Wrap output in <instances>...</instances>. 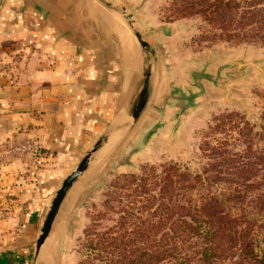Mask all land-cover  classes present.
<instances>
[{
    "label": "rangeland",
    "instance_id": "374dc122",
    "mask_svg": "<svg viewBox=\"0 0 264 264\" xmlns=\"http://www.w3.org/2000/svg\"><path fill=\"white\" fill-rule=\"evenodd\" d=\"M114 4L127 7L135 27L155 50L152 84L159 72L162 79L149 98L152 108L144 126L147 130L153 124V131L142 150L135 152L139 142H132L79 178L36 257L35 238L49 201H43L44 195H30L32 190L24 187L32 172L27 163L21 168L0 167V264H89L85 229L94 220L100 226L111 224L110 208L116 203L109 198L116 180L139 174L145 166L169 162L191 172L200 170L205 161L200 147L222 136L221 131L211 130L215 116L237 113L257 123L264 111V44L212 39L209 26L199 16H175L172 0ZM18 145L20 151H35L26 143Z\"/></svg>",
    "mask_w": 264,
    "mask_h": 264
},
{
    "label": "crops",
    "instance_id": "0c3cea01",
    "mask_svg": "<svg viewBox=\"0 0 264 264\" xmlns=\"http://www.w3.org/2000/svg\"><path fill=\"white\" fill-rule=\"evenodd\" d=\"M141 68L138 44L99 0H0V167L27 163L24 187L46 198L108 131L93 162L103 166L141 139L147 113L135 127L129 115Z\"/></svg>",
    "mask_w": 264,
    "mask_h": 264
},
{
    "label": "trees",
    "instance_id": "16d2710c",
    "mask_svg": "<svg viewBox=\"0 0 264 264\" xmlns=\"http://www.w3.org/2000/svg\"><path fill=\"white\" fill-rule=\"evenodd\" d=\"M172 3L175 16L205 21L212 39L264 44V0ZM213 119L222 136L200 147V170L169 162L113 183L111 224L85 229L89 264H264V111L257 123Z\"/></svg>",
    "mask_w": 264,
    "mask_h": 264
},
{
    "label": "water",
    "instance_id": "95a60500",
    "mask_svg": "<svg viewBox=\"0 0 264 264\" xmlns=\"http://www.w3.org/2000/svg\"><path fill=\"white\" fill-rule=\"evenodd\" d=\"M106 8L115 12L119 18L124 23L125 27L133 36L134 40L138 44L141 54H142V68L140 72L139 82L135 91V94L132 98L130 108H129V115L131 117V122L133 127H135L142 119L145 113H148L149 108L148 106L149 98L151 95L155 94L156 85L155 83L152 84L151 81V65H152V58L154 59L155 50L151 48V45L148 41L144 38V35L135 27V20L130 12H128L127 7L123 4L116 6L114 2H119V0H99ZM155 87L154 88L152 87ZM153 92V93H152ZM147 116H145V123L146 126ZM143 126V132L141 133L140 140H133L132 142H139L138 150H142L145 146V143L148 141V136L153 131V124L147 130ZM109 137V132L106 131L102 133L91 145L89 149H87L82 156L77 160L76 164L65 174L61 177L60 181L56 185V187L46 195V198L43 196V200L49 201L47 208L44 212V216L40 221L39 225V232L35 238V245H34V256L36 257L39 254L41 245L45 241L46 237L49 234L51 226L55 220V217L61 207L62 202L66 198L69 190L72 186L79 180V178L88 172L93 167V162L95 157L97 156L99 150L102 146L107 142ZM131 142V143H132ZM129 143V144H131ZM123 147L122 149L129 147ZM140 147V148H139ZM132 152V151H130ZM114 155V154H113ZM117 152L115 153V156ZM101 167V166H100ZM40 218V217H39Z\"/></svg>",
    "mask_w": 264,
    "mask_h": 264
},
{
    "label": "bare ground",
    "instance_id": "6f19581e",
    "mask_svg": "<svg viewBox=\"0 0 264 264\" xmlns=\"http://www.w3.org/2000/svg\"><path fill=\"white\" fill-rule=\"evenodd\" d=\"M126 49V48H125ZM126 51V50H125ZM60 224V223H59ZM54 245V244H53ZM46 250L43 251V254L45 253ZM47 256V255H46Z\"/></svg>",
    "mask_w": 264,
    "mask_h": 264
},
{
    "label": "built area",
    "instance_id": "2783aa9c",
    "mask_svg": "<svg viewBox=\"0 0 264 264\" xmlns=\"http://www.w3.org/2000/svg\"><path fill=\"white\" fill-rule=\"evenodd\" d=\"M24 148H26L25 145H24Z\"/></svg>",
    "mask_w": 264,
    "mask_h": 264
}]
</instances>
